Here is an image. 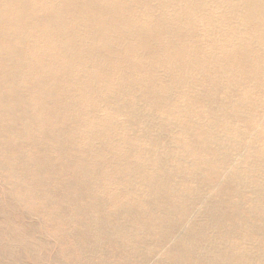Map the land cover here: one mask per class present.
Masks as SVG:
<instances>
[{
	"label": "bare ground",
	"instance_id": "1",
	"mask_svg": "<svg viewBox=\"0 0 264 264\" xmlns=\"http://www.w3.org/2000/svg\"><path fill=\"white\" fill-rule=\"evenodd\" d=\"M0 264H264V0H0Z\"/></svg>",
	"mask_w": 264,
	"mask_h": 264
}]
</instances>
